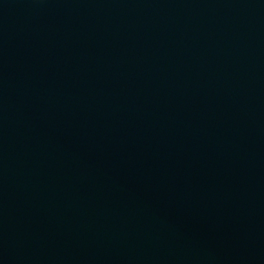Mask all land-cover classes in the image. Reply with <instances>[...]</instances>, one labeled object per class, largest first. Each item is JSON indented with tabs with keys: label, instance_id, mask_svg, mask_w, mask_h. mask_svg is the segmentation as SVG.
Masks as SVG:
<instances>
[{
	"label": "water",
	"instance_id": "obj_1",
	"mask_svg": "<svg viewBox=\"0 0 264 264\" xmlns=\"http://www.w3.org/2000/svg\"><path fill=\"white\" fill-rule=\"evenodd\" d=\"M0 264H264V0H0Z\"/></svg>",
	"mask_w": 264,
	"mask_h": 264
}]
</instances>
